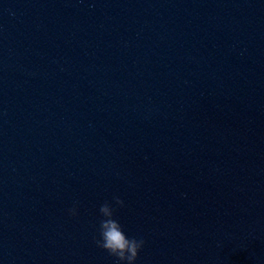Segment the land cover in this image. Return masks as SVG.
Returning a JSON list of instances; mask_svg holds the SVG:
<instances>
[{
  "label": "clouds",
  "instance_id": "1",
  "mask_svg": "<svg viewBox=\"0 0 264 264\" xmlns=\"http://www.w3.org/2000/svg\"><path fill=\"white\" fill-rule=\"evenodd\" d=\"M116 206H123L124 201L120 197L113 198ZM115 207L105 202L99 208L102 219L99 223V238L95 240L97 247L106 251L117 260V264H135L141 249L144 247L143 238H129L119 221L115 218ZM72 216L77 215V207L74 204L69 210Z\"/></svg>",
  "mask_w": 264,
  "mask_h": 264
}]
</instances>
